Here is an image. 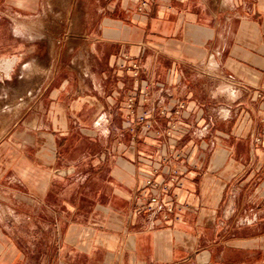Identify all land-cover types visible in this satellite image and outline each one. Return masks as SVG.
Returning <instances> with one entry per match:
<instances>
[{"label":"crops","instance_id":"1","mask_svg":"<svg viewBox=\"0 0 264 264\" xmlns=\"http://www.w3.org/2000/svg\"><path fill=\"white\" fill-rule=\"evenodd\" d=\"M127 1L122 18L107 17L100 27V40L114 50L99 53L107 65L89 72L96 91L54 111V164L60 160L59 135L75 129L115 135L113 146L105 147L109 152L65 160V168L57 170L61 180L71 178L78 189L92 191L90 213H99L97 254L87 255L84 264H214L223 212L218 188L236 164L237 142L247 146L248 187L257 178L258 193L264 195V98L259 97L264 91V0H151L149 12L140 10L138 0ZM5 2L10 3L0 0ZM14 2L27 6L26 0ZM119 52L140 65L139 78L118 70ZM148 86L145 106L140 100ZM129 96L138 100V115L149 109L161 129L177 124L175 133L161 137L152 130L126 146L123 132L133 123L123 121ZM180 104L184 108L177 117ZM240 108L248 111L247 126L241 139H234ZM81 163L89 169L78 179ZM149 178L169 188L147 186ZM94 183L99 185L90 189ZM146 195H158L160 202L148 205L137 198ZM224 213L231 216L235 208ZM79 258L67 256L59 264H79Z\"/></svg>","mask_w":264,"mask_h":264},{"label":"rangeland","instance_id":"2","mask_svg":"<svg viewBox=\"0 0 264 264\" xmlns=\"http://www.w3.org/2000/svg\"><path fill=\"white\" fill-rule=\"evenodd\" d=\"M9 1L0 3V264H59L72 255L84 264L87 255L97 254L99 213H90L92 191L78 189L79 182L71 178L61 180L57 170L65 168V160L109 152L105 147L113 146L115 135L102 130L94 136L79 129L59 135L60 160L54 164V111L66 110L73 100L96 91L89 72L107 65L99 53L114 50L100 40V27L107 17L122 18L128 1L26 0L25 7ZM125 55L132 58L119 52V65ZM131 62L136 63L133 58ZM90 65L95 66L89 70ZM145 92L150 96V89ZM138 106L137 100L136 114ZM236 113L238 125L231 137L241 139L248 111L240 108ZM84 117L87 121L89 113ZM127 117L124 122L134 120ZM127 133L122 137L126 146L148 134L143 124L137 126L136 140L131 127ZM246 147L237 142L236 164L228 167L218 188L223 212L214 264H264V195L258 193L257 178L251 187L246 182ZM78 168L81 179L89 168L82 163ZM127 186L124 190L129 191ZM232 207L233 215L224 213Z\"/></svg>","mask_w":264,"mask_h":264},{"label":"built area","instance_id":"3","mask_svg":"<svg viewBox=\"0 0 264 264\" xmlns=\"http://www.w3.org/2000/svg\"><path fill=\"white\" fill-rule=\"evenodd\" d=\"M138 2H139L140 10L144 11V12H149L151 7H152V4H153V2L151 0H138ZM123 59H124L123 63L121 65H119V71L120 72H124V70L132 71L134 74V77L138 78L139 73H140V69H141L140 65H137L136 63L131 62L132 58H130L128 55H125L123 57ZM146 90L147 91L149 90V86L146 88ZM263 92L259 94V97L262 99L264 98ZM148 96H149V93L144 92V96L141 99V102L143 105L148 102ZM136 106H137V99L134 96L128 97L127 98L128 115L134 119L133 120L134 123H133V125H131V132L133 134L135 133L137 126L139 124L144 125V131L146 132V134L152 130L155 131V134L157 136H171L175 133L172 131V129L177 128V126H178L177 124L172 123L169 129H166V130L161 129L159 127L157 117L154 115V113L151 110L147 109L141 115H138V114H136V111H135ZM183 108H184V104H180L179 108L175 111V115L177 117L180 116L181 110ZM160 114L164 115L165 114L164 110H161ZM228 115H229V111L226 113V117H228ZM136 136L137 135L135 133V135H133V140H136ZM163 161L169 162L170 158L169 157H163ZM172 173H173V175H176V176L178 175V172L176 170L172 171ZM146 184H147V186L157 188L160 191H163V190L169 188V186L167 184H161L152 178L147 179ZM180 184H181V182H180ZM137 198H139L142 202H144L148 205H150L152 203H159L160 202L158 195H155V196L146 195L145 197L139 196ZM148 209L152 211L151 206H149ZM167 210L172 211L173 207L170 205L169 208L167 207Z\"/></svg>","mask_w":264,"mask_h":264}]
</instances>
